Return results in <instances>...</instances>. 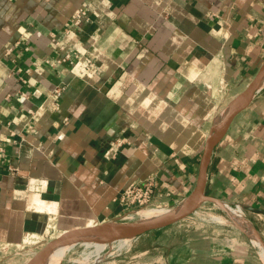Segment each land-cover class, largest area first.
<instances>
[{
    "label": "crops",
    "instance_id": "crops-1",
    "mask_svg": "<svg viewBox=\"0 0 264 264\" xmlns=\"http://www.w3.org/2000/svg\"><path fill=\"white\" fill-rule=\"evenodd\" d=\"M80 7L95 22L66 33ZM53 33L92 51L101 75L83 60L48 63ZM263 63L264 0H0V264H24L20 245L52 221L64 231L123 217L116 197L130 182L154 178L158 205L188 197L217 117ZM121 136L130 144L106 158ZM206 193L240 205L264 241V83L215 147ZM198 214L135 238L118 264H264L247 231Z\"/></svg>",
    "mask_w": 264,
    "mask_h": 264
},
{
    "label": "water",
    "instance_id": "water-1",
    "mask_svg": "<svg viewBox=\"0 0 264 264\" xmlns=\"http://www.w3.org/2000/svg\"><path fill=\"white\" fill-rule=\"evenodd\" d=\"M264 63L260 67L254 79L249 83L247 88L233 100V102L223 111L225 117L220 121H215L214 126L207 138L204 152L201 158L197 184L193 192L182 200L174 209L169 212L144 221L122 222L124 217L112 220L101 221L92 226L84 225L81 227L66 229L60 232L55 238L47 242L43 248L37 251L24 264H39L47 255L59 244L68 241L78 240H95L107 243L116 242L123 239H135L144 234L157 231L173 224H177L188 216L196 212L203 203H217L228 212L226 204L215 196L206 193V184L208 177L209 164L213 151L217 144L226 134L231 122L252 100L256 91L263 84ZM231 205V204H228ZM229 213V212H228ZM251 236L257 239L264 247V241L258 232L252 228L248 231L246 228L236 224Z\"/></svg>",
    "mask_w": 264,
    "mask_h": 264
},
{
    "label": "built area",
    "instance_id": "built-area-1",
    "mask_svg": "<svg viewBox=\"0 0 264 264\" xmlns=\"http://www.w3.org/2000/svg\"><path fill=\"white\" fill-rule=\"evenodd\" d=\"M94 23L95 20L91 17L89 13V9L87 7H80L78 8L73 15L71 16L70 20L66 24V33H70L71 26H81L83 23ZM53 44L58 50L59 57L55 58L54 61L47 60L48 63L51 65L55 64H68L71 66H75L76 62L78 60H83L85 63V69L86 71L91 75H101L102 68L99 63V59L97 56L90 51L89 49L86 51H83L80 47H76L73 45H67L62 42H60L57 39V36L55 33L51 35ZM17 45H21L24 47L25 50L29 49V46H27L22 39H19L16 43ZM13 49L9 48L7 50V54L12 53ZM23 71L22 68L19 69V72L21 73ZM29 71V69L27 70ZM24 72V71H23ZM20 80L23 83H27L26 77H24L21 73ZM68 89V84H61L57 86L54 90V94L57 96V98L63 97ZM29 113L33 114V110L29 109ZM65 121L68 120V118L64 119ZM57 127H61V124H57ZM32 127V125H31ZM10 134L13 137H16L18 134L16 131L11 130ZM25 139L22 137L18 142L17 139L14 138V141L17 143L23 142ZM127 144H130V141L121 136L118 137L116 140L112 141L111 144L108 146L105 156L106 158H114L121 148ZM0 152L4 156V148L0 146ZM37 190H42L43 184L41 182L37 183ZM155 194H156V182L154 178L149 177L146 178L143 181H133L130 182L116 197V201L120 204V206L124 209L125 214L130 212H136L139 209L153 207L154 205H157L155 203ZM235 208L241 209L240 205H235ZM242 210V209H241ZM123 217L125 218V216ZM9 248L8 245H3L0 243V249L7 250Z\"/></svg>",
    "mask_w": 264,
    "mask_h": 264
},
{
    "label": "bare ground",
    "instance_id": "bare-ground-1",
    "mask_svg": "<svg viewBox=\"0 0 264 264\" xmlns=\"http://www.w3.org/2000/svg\"><path fill=\"white\" fill-rule=\"evenodd\" d=\"M263 83H264V79H263ZM225 115H226V112L221 113L217 117L216 121L217 122H220L225 117ZM29 203H31L29 205L31 207H34L35 210H37V211H40V212H50V207L43 205L40 202V198H38V196H32V198H30V202ZM155 206H158V204L155 205ZM226 207L228 208V212H229L232 220L234 221V223H236V224H238V225L246 228L250 232L252 231V228L250 227V224L248 223V221L245 218V216L243 214V211L241 209H239V208H233L231 205H228V204H226ZM170 210L171 209L168 207V209L165 212H162V213H159V214H155L154 215V213H153L152 210H149L147 208H143V209H139L138 210L139 212L138 211H136V212H130V213H127L126 216L125 215L124 216H125V218H131L132 219V218H135V216L137 215L139 217V219L137 218V221H144V220H148V219H152V218L161 216V215L169 212ZM206 213L207 212H205V214ZM227 215L225 214V217ZM212 218L215 219L216 221H227V220L223 219L221 216H218V215L217 216H212L211 219ZM228 218H230V217H228ZM221 223H223V222H221ZM90 226H92V225H90ZM83 240H78V241H76V240L74 241L73 240V241H68V242H64V243L59 244L39 264H62V262L65 259L67 253L70 252L72 249H74L76 247L77 243L80 242V241H82V243H80L79 245L84 246L85 247V250L83 251V253H82L81 256L79 255L80 257L78 256L79 258L72 259L73 263H75V264H93V263L99 262V261H101L106 256V254H103V252H104V250L107 247L114 248V249H115V247H117V248L120 249V248H123L125 246L129 247L130 246V243H131L130 242L131 241L130 239L118 240L116 242H111V243H107V242H104V241L87 240V239L84 240V241ZM25 241H29V236L26 237V240ZM257 243L259 245V250H261L262 254H264L263 253V249H262L263 246L262 247L260 246L261 243L259 241H257ZM88 248L90 249V251H87ZM79 254H81V253H79ZM70 255H72V254H70ZM70 259H71V256H70Z\"/></svg>",
    "mask_w": 264,
    "mask_h": 264
},
{
    "label": "rangeland",
    "instance_id": "rangeland-1",
    "mask_svg": "<svg viewBox=\"0 0 264 264\" xmlns=\"http://www.w3.org/2000/svg\"><path fill=\"white\" fill-rule=\"evenodd\" d=\"M178 204L179 203L174 204V205L173 204L172 205H166V204H164V205H158V206H155L154 205L153 207H149L147 209L152 210L153 213H154V215H155V214H159V213L165 212L168 209V207L170 209H174ZM231 206L233 208H235L234 205H231ZM198 212L200 214H198V215H192V217H190V220L191 219L194 220L197 224H209V223H213V222H211V217L212 216H215V214L216 215H220L223 219L227 220L229 224H231V223L232 224H236L232 220L230 214L227 211L225 212V210L223 209V207H221L218 204L217 205H214V204H211V203H205L203 206H201L198 209ZM205 212H207V213L205 214ZM123 214H125V211H124ZM225 214L226 215L228 214V215L225 217ZM228 217H230V218H228ZM137 218L139 219V217L137 215L135 216V218H132V219L131 218H123L122 222H133V221L137 220ZM183 222L186 223V221H183ZM95 223H99V222H92L91 225H94ZM250 227L252 228V226H250ZM60 232H62L61 229L57 225H55L54 222L52 221L50 223V226L47 227V229L45 230V232H44L43 235H37V236L34 235L32 237L29 236V241H25L24 243H22L20 245V248L18 249V252L21 253V254H16L14 258L20 259V262H26V261H28L37 251H39L41 248H43L44 245L47 242H49L50 240H52L53 238H55ZM133 240H135V239H132L130 242L132 243ZM80 243H82V241L78 242L77 245H76V247L74 249H72L70 252L67 253L65 259L62 262V264H75V263H73L72 259L79 258L82 255L83 251L85 250V247L84 246L79 245ZM131 243H130V246H131ZM129 247L125 246V247L120 248V249L117 248V247H115V249L114 248L107 247L108 249L106 248L104 250V252H103V254H106V256L101 261L96 262V263H93V264H118L120 262L119 260L122 258L123 254L125 253V251ZM87 251H90V249L88 248ZM79 253H81V254H79ZM70 254H72V255H70ZM260 254H261V251H260ZM70 256H71V259H70Z\"/></svg>",
    "mask_w": 264,
    "mask_h": 264
}]
</instances>
